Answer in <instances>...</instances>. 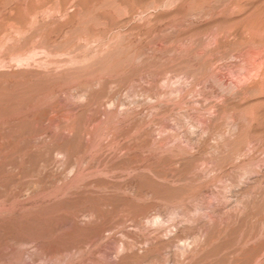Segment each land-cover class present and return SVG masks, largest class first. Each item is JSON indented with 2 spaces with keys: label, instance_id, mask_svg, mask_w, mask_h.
Returning a JSON list of instances; mask_svg holds the SVG:
<instances>
[{
  "label": "rangeland",
  "instance_id": "rangeland-1",
  "mask_svg": "<svg viewBox=\"0 0 264 264\" xmlns=\"http://www.w3.org/2000/svg\"><path fill=\"white\" fill-rule=\"evenodd\" d=\"M0 203V264L102 226L114 259L158 215L214 236L193 263L264 264V0H0Z\"/></svg>",
  "mask_w": 264,
  "mask_h": 264
},
{
  "label": "bare ground",
  "instance_id": "bare-ground-1",
  "mask_svg": "<svg viewBox=\"0 0 264 264\" xmlns=\"http://www.w3.org/2000/svg\"><path fill=\"white\" fill-rule=\"evenodd\" d=\"M130 111V110H129ZM118 112V111H117ZM121 114V112H119ZM123 114V113H122ZM236 127V126H235ZM93 136V135H92ZM221 136V135H220ZM223 136V135H222ZM11 138V137H10ZM9 140V139H8ZM8 148V147H7ZM11 148V146H10ZM69 148V147H68ZM2 152V151H1ZM58 152V150H57ZM238 152L240 153V151L238 150ZM61 153H65L67 155H69V149H65L64 151H61ZM238 153V154H239ZM59 155V154H58ZM60 156V155H59ZM235 156H237V154L234 153V158ZM72 165V164H71ZM79 165V164H78ZM73 166V165H72ZM78 166L77 164L74 166L73 170L71 172L74 171V169H76ZM80 167V166H79ZM12 168V166H11ZM112 169V168H111ZM106 170V169H105ZM66 171V170H65ZM65 173V172H64ZM70 173V172H69ZM73 174V173H72ZM71 174V175H72ZM60 175V174H59ZM70 175V174H69ZM68 174L65 175L63 174V179L64 180H69L71 177ZM200 177V176H199ZM203 177V176H202ZM205 177V176H204ZM62 178V177H61ZM59 178V179H61ZM61 179V180H63ZM72 179V178H71ZM201 179V178H200ZM203 179V178H202ZM59 181V180H58ZM235 183V182H234ZM134 184V183H133ZM132 184V186H133ZM236 184V183H235ZM61 185V184H60ZM87 186V185H86ZM96 186V185H95ZM129 186V185H128ZM131 187V186H130ZM127 189V187H126ZM129 189V188H128ZM127 189V190H128ZM131 190V189H130ZM133 191V190H132ZM135 192V191H134ZM141 195V194H140ZM155 195V193H154ZM106 196V195H105ZM167 196V195H166ZM173 196V195H170ZM187 196V195H186ZM229 196V195H228ZM138 197V195H137ZM169 199V198H168ZM239 199V198H238ZM89 200V199H88ZM101 200V199H100ZM106 200V199H105ZM173 200V199H172ZM229 200V199H228ZM108 201V200H107ZM105 201V202H107ZM174 201V200H173ZM179 201V200H178ZM110 202V200H109ZM112 202V200H111ZM108 203V202H107ZM202 203H204L203 201H199L198 205L195 207L196 209H194L195 211L198 210V207H202ZM237 203V202H236ZM2 204L0 203V206ZM6 205V204H4ZM94 205V204H92ZM107 205V204H106ZM125 205V204H124ZM108 206V205H107ZM105 206V207H107ZM245 206V205H244ZM110 207V205H109ZM113 207V206H112ZM182 207V206H181ZM175 210H178V206L175 207ZM204 208V207H203ZM247 208V207H246ZM246 208H243L246 209ZM180 209V208H179ZM202 209V208H201ZM78 210V209H77ZM221 210V209H220ZM233 210V209H232ZM231 210V211H232ZM2 211V210H1ZM200 211V209H199ZM198 211V212H199ZM230 211V212H231ZM3 212V211H2ZM7 212V210H5V213ZM177 212V211H176ZM175 212V214H176ZM216 212V211H215ZM229 212V213H230ZM244 212V211H242ZM76 213V212H75ZM173 213V212H172ZM228 213V212H227ZM228 213V214H229ZM253 213V212H252ZM243 214V213H242ZM74 215V214H73ZM240 214H238V212L235 214L234 213V217L237 219L238 216H240ZM137 216V215H136ZM229 216V215H228ZM190 217V216H189ZM232 217V216H231ZM137 218V217H136ZM104 219L103 214L100 212V210L97 209H88L83 211L82 213H77L74 218H73V228H74V233L78 235V230L83 229V228H87L88 226L98 223L99 220ZM174 219V218H173ZM189 219V218H188ZM224 219V218H223ZM227 219V218H226ZM239 219V218H238ZM264 219V218H263ZM190 220V219H189ZM136 221V220H135ZM172 221V219L170 220ZM225 221V220H224ZM253 221V220H252ZM264 222V220H262ZM166 221L161 217V216H156L153 219L150 218V220L147 221V223L145 224H141L140 226L143 228H147V229H152V231H160L159 234H157L155 237L153 238H149L146 236V238H144V241H138V240H124L121 242V244L116 248L115 251V258L111 259V254L109 253V251L103 250L101 248L97 249L95 252L96 253H102V255L98 258V257H88V254L91 253V248H94L97 244V241H95V238H102L105 231V227L102 226L97 230L94 231H88L85 234V239H82L79 245L75 246V247H66V248H58V249H53V250H44L42 244L37 240H26V241H17L15 244L23 246L25 244H29V243H34L35 247H36V251L33 252L32 255H30L28 257V259H23L22 256L19 255H15L12 256L11 260H5L4 259V264H17V263H21L23 262V264H35L38 261H41V264H70L75 260L78 259H82L81 264H155L154 260L148 259L147 255L150 253H158L161 250H166V253L169 254H173L174 258H173V262L169 263L167 262L166 264H198L199 262H195L193 263L194 258H196L199 254H201L203 252V250L208 247L212 241V239H214V236L212 237L211 235L207 234L206 232H201L200 230V236H196L193 240V242H183L184 241V237H182L179 233L176 232V234H174L172 237L171 235L169 236L168 230H166L164 227V225ZM168 223V222H167ZM216 223V222H215ZM230 223V222H229ZM102 224V223H101ZM175 224V223H174ZM98 226V225H97ZM176 226V225H175ZM188 226V225H187ZM185 226V228L187 227ZM229 226V225H228ZM214 227V226H213ZM221 227V226H220ZM219 227V229H220ZM226 227V226H225ZM138 228V227H137ZM184 228V227H183ZM206 228V227H205ZM223 228V227H222ZM215 229V228H214ZM229 230V229H228ZM227 230V231H228ZM147 231V230H146ZM167 231V233L164 235L163 232ZM183 231V230H182ZM222 231V230H220ZM185 232V231H184ZM213 232V231H212ZM224 232V231H223ZM222 232V233H223ZM142 233V232H141ZM203 233V234H202ZM219 233V232H218ZM11 234V233H10ZM124 235V234H123ZM146 235V234H145ZM220 235V234H219ZM73 236V235H72ZM138 236V235H137ZM187 236V235H186ZM219 237V236H218ZM222 237V236H221ZM12 238V237H11ZM99 238V239H100ZM184 238V239H183ZM126 239V238H125ZM188 239V238H187ZM220 239V238H219ZM182 245H177L176 243L178 241H181ZM249 240V239H248ZM187 241V240H185ZM139 243H145V245H147V247L143 249H139L137 247V245ZM247 244L251 243V242H245ZM245 243H243L245 245ZM253 243V242H252ZM255 243V242H254ZM141 245V244H140ZM226 245V244H225ZM241 245V244H240ZM253 245V244H252ZM250 245V246H252ZM256 247L257 245L254 244ZM253 245V246H254ZM243 246V245H242ZM249 246V245H247ZM246 246V247H247ZM251 247L256 248V247ZM142 247V246H141ZM224 247V246H223ZM250 248V247H249ZM258 248V247H257ZM257 248L255 249V251H257ZM76 249L77 253L76 255H71L72 251ZM87 249V250H86ZM241 249V248H239ZM237 249V250H239ZM264 249V247H263ZM172 250V251H171ZM236 250V251H237ZM169 251V252H168ZM206 251V250H205ZM235 251V252H236ZM241 251L243 250H239V253L241 254ZM251 251V250H250ZM254 251V250H253ZM248 252V251H247ZM160 253V252H159ZM238 253V252H237ZM236 253V254H237ZM238 253V254H239ZM244 253V252H243ZM93 254V253H92ZM233 254V253H232ZM231 254V255H232ZM246 254V253H245ZM249 254V253H248ZM90 255V254H89ZM96 255V254H95ZM98 255V254H97ZM156 255V254H155ZM217 255V254H216ZM251 255L253 256L254 254L251 253ZM250 255V256H251ZM259 255V254H258ZM208 256V255H207ZM233 256V255H232ZM230 256V261H233L231 259ZM235 256V255H234ZM240 256V255H239ZM238 257V256H236ZM254 257H256L254 255ZM158 258V257H157ZM156 258V259H157ZM202 259H205V257H200ZM199 258V259H200ZM241 258V257H238ZM245 258H248V256H246ZM155 259V258H154ZM254 259V258H253ZM238 260V259H237ZM236 260V263H237ZM240 260V259H239ZM245 260V259H244ZM252 260V259H251ZM250 260V262H251ZM157 261V260H156ZM225 261V259H224ZM222 260V264H227L229 262V264H232L233 262L230 263V261H228L226 259V261L224 262ZM228 261V262H227ZM242 261V260H241ZM254 261V260H252ZM221 262V260L219 261ZM219 262H216L219 264ZM248 262V261H247ZM1 263V261H0ZM158 263V262H157ZM160 264V263H159ZM202 264V263H201ZM221 264V263H220Z\"/></svg>",
  "mask_w": 264,
  "mask_h": 264
}]
</instances>
